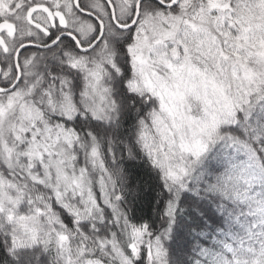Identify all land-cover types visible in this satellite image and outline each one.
I'll use <instances>...</instances> for the list:
<instances>
[{"label": "snow or ice", "instance_id": "obj_1", "mask_svg": "<svg viewBox=\"0 0 264 264\" xmlns=\"http://www.w3.org/2000/svg\"><path fill=\"white\" fill-rule=\"evenodd\" d=\"M0 264H264V0H0Z\"/></svg>", "mask_w": 264, "mask_h": 264}]
</instances>
